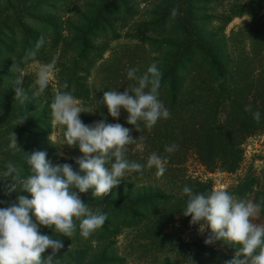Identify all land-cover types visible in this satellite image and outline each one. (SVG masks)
I'll return each instance as SVG.
<instances>
[{"label": "trees", "instance_id": "trees-1", "mask_svg": "<svg viewBox=\"0 0 264 264\" xmlns=\"http://www.w3.org/2000/svg\"><path fill=\"white\" fill-rule=\"evenodd\" d=\"M220 26L223 28V25ZM85 28L88 31L97 29L103 41L93 47L91 44L95 41L82 39L85 36L83 32L80 39L85 47L73 64L90 67L94 59H100L108 67L101 73L100 96L94 94L95 86L91 85L85 87L81 97L75 96L84 103L83 107L86 109V113L80 114L81 121L85 125H92L104 117L107 123H119L131 129L130 135L133 139H138L139 136L144 138L142 148L138 149L136 144L127 146V159L145 164L148 156L156 152L166 156L168 163L163 176H157L154 168H145L143 174H127L105 197L95 198L92 190L78 193L90 210L103 212L108 219L96 231L90 246L80 249L74 260H84L86 264H132L133 261L128 263L125 257L117 255L116 241L124 235L129 237V254H133L135 258L139 256V259L146 261L145 264H226L238 251V246L215 240L217 245L211 246L205 245V239L193 238L185 241L181 237L184 229L190 226L191 219L182 215L187 199L182 193L183 188L189 186L198 193L213 190L210 181L188 175L185 165L190 160L207 173H238L244 162L245 142L256 134L261 133L264 136V68L260 67V61L257 69L252 70L248 68L251 61L245 57H238L236 61L229 59L222 50L224 42L218 39L215 41L219 36L215 35L217 33L211 34L207 39L196 38L186 42L155 37L152 45L164 54L160 62L154 60L163 74L159 98L168 108L170 118L158 121L151 129L145 128L141 123L137 132L126 123L125 111L121 110L119 119L113 120L101 102L108 90L121 93L126 88L130 90L133 82L127 79L126 70L136 67L141 73L146 71L150 65L149 57L145 53L137 57L134 52L128 54L131 49L137 50V46L128 45L125 46L128 51H118L103 60L101 54L107 50V43L109 44L104 36L112 34V26L108 23H90ZM51 29L56 32L55 28ZM75 33L80 34L81 29ZM126 39L136 42L140 47L146 46L138 39ZM30 48L29 43L22 49L21 54L11 49L3 56L1 52L5 50V46L0 43V59H7L8 70L7 74L0 73V82L13 84L10 90L3 93L6 99L15 97L18 79L24 84L20 56L25 55ZM246 61L249 62L248 66H245ZM246 108L250 110L246 111ZM23 110L24 105L18 110L22 112L20 118L23 117ZM256 111L261 113L260 122L253 119L252 113ZM45 120L42 118L38 121L39 127L33 133H28L25 129L27 124L20 127L23 128L24 137L18 144H22L23 149L18 153H0V175L5 174L6 164L11 161L19 168L21 175L26 177L29 169L24 163V154L31 155L32 150L41 147L47 153V159L54 165L67 163L72 165L74 171L79 170L75 163L82 156L79 149L76 152L73 147L63 145V126H60L58 142L49 141L47 129L51 125L49 123L46 128L48 125ZM30 140L34 142V147H28ZM172 144L177 145L178 150L165 153V147ZM58 152H62L69 160L59 159ZM5 179L12 180L11 177H0V182ZM254 180L252 175L246 173L236 181L233 188L226 191L236 198L264 201V185L259 187L262 189H254ZM4 187L5 183H0V189ZM6 207L8 206L0 193V208ZM254 222L264 224V212ZM207 234L211 235L209 230ZM74 236L81 238L78 227Z\"/></svg>", "mask_w": 264, "mask_h": 264}, {"label": "rangeland", "instance_id": "rangeland-1", "mask_svg": "<svg viewBox=\"0 0 264 264\" xmlns=\"http://www.w3.org/2000/svg\"><path fill=\"white\" fill-rule=\"evenodd\" d=\"M177 10L173 16L172 10ZM90 23H108L112 26V34L104 36L107 50L101 54L103 60L108 59L118 51H128V45L137 46L128 54L134 52V56L145 53L149 57L150 65L154 60L161 61L164 56L155 45H152L155 37L161 40L193 41L207 39L211 34L219 35L218 41H223V53L228 58L236 61L239 58H247L249 69L264 68V0H0V43L5 46L1 53L15 50L21 54L27 44L35 48L37 40L43 36L46 44L39 50L36 61L25 64L21 59V75L25 77L22 98H9L3 95L12 88L13 84L0 82V153H18L23 149L18 141L23 139V124L28 133H33L39 127L38 121L46 119L49 141L56 143L61 131L60 125L53 122L50 103L59 92H71L72 95L81 97L88 86H95L94 94L100 96L99 88L101 73L105 67L100 59H94L90 67L86 65H74L76 57L84 49L85 41L94 40L91 46L97 47L102 43L101 35L97 29L90 31L85 28ZM223 25V28L222 26ZM55 28L56 32H52ZM81 33H75L80 30ZM84 38L80 39L82 33ZM220 32V34H218ZM108 36V37H107ZM131 37L143 41L146 46L140 47L136 42H130L126 38ZM97 38V40H95ZM119 47H122L121 49ZM256 57V60L254 58ZM153 60V61H152ZM15 61V60H13ZM55 62L53 76L47 89L36 95L38 86L35 84L36 74L41 64ZM7 59H0V73L7 74ZM111 66V65H110ZM1 79V77H0ZM67 84V88L63 85ZM86 87V88H85ZM12 91V90H11ZM50 98V99H49ZM82 105L84 103L79 100ZM24 105V121L19 123L18 110ZM104 119V117L102 118ZM8 122V123H7ZM24 127V126H23ZM13 135L16 146L13 143ZM21 135V136H19ZM19 139V140H18ZM34 142L29 141L28 147H34ZM19 151H18V150ZM44 148H35L33 152L42 151ZM78 151V148L73 146ZM75 152V153H76ZM244 162L236 175H227L220 171L207 173L203 168L192 161L185 165V171L193 178L210 181L213 190H229L236 181L246 173L254 177V189H262L264 185V136L256 134L244 144ZM57 157L69 160L62 152ZM1 181V180H0ZM5 187L0 189L4 203L7 206L15 203L18 196L31 198L27 192L10 191L13 181L5 179ZM198 225H190L181 233L185 241L193 238L208 239L207 229L200 233ZM41 234L52 235L56 239H62L64 247L53 258L59 260V264H86L84 260L75 261V256L83 247H89L95 239V233L84 239L75 237H63L52 233L51 229L41 228ZM130 234V233H128ZM134 234L132 233V236ZM129 237L121 235L117 239L116 251L120 257H125L132 264H145L146 261L135 258L129 254L127 248ZM93 245H95L93 243ZM211 246L217 245L213 242ZM51 252L46 250L42 254V260H46Z\"/></svg>", "mask_w": 264, "mask_h": 264}, {"label": "clouds", "instance_id": "clouds-1", "mask_svg": "<svg viewBox=\"0 0 264 264\" xmlns=\"http://www.w3.org/2000/svg\"><path fill=\"white\" fill-rule=\"evenodd\" d=\"M171 14L177 15V10L173 9ZM45 44L46 39L41 36L35 48L26 51L22 62L36 61ZM54 69V61L40 65L35 80L36 95L47 89ZM162 75L155 63L142 73L136 67L128 68L126 77L133 82L131 89L126 88L122 93L108 90L103 95L101 103L108 115L118 120L121 110L125 111L126 123L137 132L141 123L151 129L158 121L169 119L170 112L159 98ZM22 84L18 79L16 98L23 96ZM49 107L53 122L64 128L63 145L75 146L82 154L75 160L79 170L74 171L67 163L54 165L43 151L24 154V163L29 169L26 177L13 162L6 164V172L0 177H11L10 191L19 187L31 198L18 196L15 203L0 208V264H59V260L53 258L64 247L62 239L41 234V228L72 237L78 227L80 236L87 239L108 219L105 213L90 210L78 193L92 190L95 198L105 197L127 174H143L145 168H154L157 176H163L166 171L167 157L156 152L148 156L145 164L127 159V146L136 144L138 149L142 148L144 140L141 136L133 139L131 129L119 123H107L105 119L85 125L80 114L86 113V109L71 92L57 93ZM252 116L260 122L259 111ZM23 121L21 118L18 124ZM13 143L16 146L14 135ZM177 150L175 144L164 149L169 154ZM182 193L187 198L182 215L191 217L190 225H198L200 233L207 229L211 234L205 239V245L215 240L238 246V251L226 264H264V224L254 222L264 212V201L236 198L226 190L198 193L189 186H185ZM46 250H51V255L42 260Z\"/></svg>", "mask_w": 264, "mask_h": 264}]
</instances>
